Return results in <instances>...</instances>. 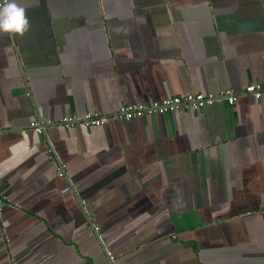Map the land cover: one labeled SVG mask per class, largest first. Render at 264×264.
<instances>
[{"label": "crops", "instance_id": "crops-1", "mask_svg": "<svg viewBox=\"0 0 264 264\" xmlns=\"http://www.w3.org/2000/svg\"><path fill=\"white\" fill-rule=\"evenodd\" d=\"M15 2L30 27L0 33V264H264V93H242L264 82V0ZM220 91L238 95L57 124Z\"/></svg>", "mask_w": 264, "mask_h": 264}, {"label": "built area", "instance_id": "built-area-1", "mask_svg": "<svg viewBox=\"0 0 264 264\" xmlns=\"http://www.w3.org/2000/svg\"><path fill=\"white\" fill-rule=\"evenodd\" d=\"M4 0H0V7L3 6ZM243 94H247L254 99H259L264 93V82L248 83L242 89ZM238 94L233 92H190L183 95H174L164 97L160 100H153L146 104L144 103H123L120 104L112 113L100 114L98 112H85L82 115L66 114L58 119V125L63 128H71L76 125L84 127L101 126L112 119L129 120L133 118L163 114L165 112H174L178 110H194L211 105L214 102L224 100L231 104L235 101ZM52 124L48 119H40L39 117H32L27 123V128L33 130L37 134H41L44 130ZM57 175L62 176L60 168H57ZM5 201V198L0 193V204ZM96 228V227H94ZM109 254V253H108ZM109 259L112 256L108 255Z\"/></svg>", "mask_w": 264, "mask_h": 264}, {"label": "clouds", "instance_id": "clouds-1", "mask_svg": "<svg viewBox=\"0 0 264 264\" xmlns=\"http://www.w3.org/2000/svg\"><path fill=\"white\" fill-rule=\"evenodd\" d=\"M30 27L26 10L15 0H6L0 7V33H14L23 35Z\"/></svg>", "mask_w": 264, "mask_h": 264}, {"label": "water", "instance_id": "water-1", "mask_svg": "<svg viewBox=\"0 0 264 264\" xmlns=\"http://www.w3.org/2000/svg\"><path fill=\"white\" fill-rule=\"evenodd\" d=\"M25 91V89H24V87L23 88H20V89H15V91H13L14 93L16 92V93H19V92H24Z\"/></svg>", "mask_w": 264, "mask_h": 264}]
</instances>
